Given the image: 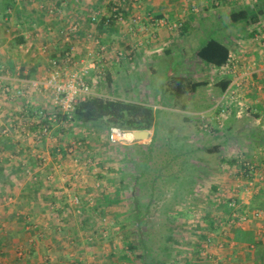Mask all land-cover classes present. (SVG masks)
Instances as JSON below:
<instances>
[{"label": "crops", "instance_id": "1", "mask_svg": "<svg viewBox=\"0 0 264 264\" xmlns=\"http://www.w3.org/2000/svg\"><path fill=\"white\" fill-rule=\"evenodd\" d=\"M12 1L14 4L12 7H5L0 0V89L9 87L15 93L8 97L2 94V89L0 90V99L4 103V106L0 107V122L7 131L6 134H3L2 129L0 130V167L2 166L4 171L0 182L3 194L0 196L3 199L5 197L11 199L3 201L0 198V233H2L0 264H56L54 262L76 264L74 259L84 264H91L90 261H97L101 257V254H98L100 253L99 249L98 252L87 253L83 249L82 252L79 251L82 254L81 257L71 258V254H68L69 246L72 244H70L72 227L68 226L70 230L67 227L69 222L71 223L72 215V206L69 202L71 194L66 192V188L62 189L55 184L56 176L58 177L56 169L61 168L62 165L55 163L42 168L37 159L39 154L46 152L54 160L57 155L55 151L61 150V148L56 145V150L44 146L38 148L37 142L44 144V140L36 142L32 138L22 135L23 131L34 129L32 125L36 112H50L52 104L50 92L28 91V83L45 76L49 70V61L55 56L62 57L70 49H73L77 63L71 65V70L80 71L94 64V67L89 69L86 79L93 92L100 97L132 101L133 99H121L115 96L116 91L113 85L118 86L124 79L128 77L131 79L132 75L142 76L147 72L148 77L149 74H156L161 64L164 66L163 68L169 67V71H167L169 77L180 76L185 81L204 83L205 85L193 93L181 96H178L170 86L167 87L168 80L165 83L166 86L160 89L162 93H168L166 101L169 106L179 107L180 109H176V111L186 116H198L209 112L215 116L217 111L214 109L220 104L223 108L226 106L230 108L228 109L229 114L222 117L221 126L217 124L218 121L213 122L217 127L226 129L227 134L233 140V131L240 135L244 149L239 152L230 149L229 153L220 157V165L224 167L221 169V173L218 169H210L212 175L218 179L209 188H216V191L214 189L213 195L205 194L203 198L215 199L217 196L219 199L216 200H220L218 203L234 200L239 208L237 213L263 209H251V204L256 198L264 196V190L256 191L255 189L253 192L247 191V189L252 185L258 188H261L260 185L264 187V15L260 16L257 25L249 27L242 25L238 27L230 20L232 12L242 11L247 7L254 8L256 4H259L258 0H126L119 9L121 18L112 21L110 25L104 24V18L110 17L113 5L122 0ZM94 17L95 21L92 19ZM159 21H164V24L159 25ZM174 24H181V27L178 30H170ZM75 25L78 26L77 32L71 31ZM202 30H206L210 35L201 39L203 44H199L200 46L193 49L192 46L197 44V39L201 35L204 36L205 32ZM212 37L221 40L230 49L231 62L226 67L229 68L228 70L209 65L197 56L199 49ZM95 40L100 42V47L106 49V53L102 52L99 46L94 45ZM44 48L47 49L45 52ZM108 51L111 52V59L107 54ZM190 51H192L191 54L188 53ZM117 53L122 54L121 58L119 60L115 58L116 61L112 60L117 56ZM233 64L236 65L235 71H231ZM101 80L107 82L103 83L104 87ZM224 81H230V83L222 93L221 87ZM235 84H240V86ZM111 87L112 96L104 94V92L110 93ZM16 91L25 92L27 97L24 99V97L17 96ZM229 91H231L230 95H227ZM40 95L43 97L42 101L39 100ZM26 99L31 102V106L28 108L25 105ZM147 100V103L135 102L153 106L149 103L152 99L147 96ZM158 100L161 101V97ZM213 115L211 116L213 117ZM23 118L25 119L24 123L21 121ZM185 121H189V119L185 117ZM236 123L239 124V132L232 129ZM209 129H211L209 134L212 135L215 131L212 128ZM152 136L153 130L147 145L151 143ZM26 141L29 145L25 144ZM205 151L215 154L222 152L218 146L205 149ZM236 157H238L237 161ZM232 162H238L240 169L236 170ZM201 167L209 170L206 163L201 162ZM250 167L254 169V174L250 177L253 184L249 183L243 175V171ZM27 168L38 173L39 178L36 183L22 180V174ZM231 169L235 170V173L241 174L244 184L230 183L229 187H234L231 191L235 193V187H237L238 193H231L227 196L224 195L225 187L221 186L220 181L221 176H225L224 171ZM49 173L53 176L51 180L48 178ZM256 176L257 178H255ZM68 179L70 180V178ZM221 187L222 189H220ZM241 190L245 192L243 193L245 195L239 198ZM157 193L156 188L152 192L149 190L148 201L159 202V200L153 201L149 196ZM164 193L168 195L169 190H164ZM198 196H202V193L196 192V198ZM122 197L128 200L125 193H122ZM196 198L191 196L184 200L193 201ZM243 198L246 200H242ZM98 200L100 199L97 197L95 203L91 202V206H95ZM83 201L82 199L81 203ZM4 202L17 204L11 208ZM205 203L208 205L207 200ZM80 209L79 207L78 210ZM60 211L61 214H59ZM81 212L83 213V210ZM46 215L49 223L42 220ZM206 215L204 213L201 215L202 220H198L197 233L199 227H202V225L199 226V222L203 224ZM214 215L217 216V214ZM184 216L188 215L184 214ZM198 216V214H194L193 218H198ZM230 216L222 214L218 216L219 221H226ZM260 223L240 229L254 232L256 246L237 245L235 242L232 244L230 237L226 238L227 243L222 244L223 249L219 250L221 252L217 257L220 264H230L228 261L234 260L232 257L238 259L236 254L238 250L241 252L239 258L244 261L241 262L242 264H264V257L257 255L259 250L264 252V236L260 238L256 236V232H261L260 227L264 229V221ZM61 224L70 241L68 239L53 240L54 232L63 233ZM32 225H38L40 228L42 227V230L45 229L48 241L52 238L55 247L52 248L50 243L41 247L38 240L36 245H30L29 236L34 233L28 231L27 227ZM49 226L53 227L51 233H49ZM203 226L205 227V224ZM215 226L219 230V226ZM99 231L97 230V232ZM22 233L24 235H21ZM38 233L41 232L38 231ZM14 234L22 236V240L17 243L23 242L25 243L23 246H26L27 257L21 263L14 255V249L18 247L9 240L10 238L8 239V236ZM215 235L212 233L211 236L215 238L210 237L213 242L217 237H221V234L220 236ZM205 244L209 245L210 243H201L199 239L192 241V245L195 247L193 255L196 258L204 260L200 253ZM243 252H246V255L242 254ZM50 253H53L54 256H49L50 260L47 263L42 262V259ZM248 253L251 254L248 255ZM31 255L34 256L29 260ZM123 255V253L118 255L112 252L109 255V264H120L122 262L120 258ZM102 257L105 258V256ZM53 258H56L54 262ZM94 263L97 264V262ZM122 263L130 264L131 262ZM238 264L240 263L238 262Z\"/></svg>", "mask_w": 264, "mask_h": 264}, {"label": "rangeland", "instance_id": "2", "mask_svg": "<svg viewBox=\"0 0 264 264\" xmlns=\"http://www.w3.org/2000/svg\"><path fill=\"white\" fill-rule=\"evenodd\" d=\"M202 31L205 32L203 34L204 36L201 35V37L197 39L198 42L196 45L192 46L193 49L202 45L203 40L201 39L210 35L206 30ZM104 52L106 53V49ZM191 52L192 51L188 53L191 54ZM107 54L111 59V52L109 53L108 51ZM113 58L114 59L112 60L116 61L115 58L117 59V57L115 56ZM163 67L164 66L161 64V66L158 67L156 74H149L148 77L147 72L142 76L132 75V80L128 77L118 86L115 87V85H113V88L116 91L115 96L121 99H133V101L147 103V96L150 97L152 101L149 103L153 105L151 107L155 111V137L153 145H147L150 140L149 138L146 141L135 142L136 144L134 143L123 146L128 148L133 146L131 148L132 151L130 150L131 153L129 154L131 158H134V161H129L130 163L126 164L125 169H123L124 164L121 163V159H123L122 154H120V151H123V148L121 147L122 145L112 144L115 148L111 149L108 145V135L106 132L93 130L86 132L81 128H73L72 130L76 135L82 134V136L86 138V145L88 146L84 148L85 151L80 154L75 149L74 155L70 154V156H65L61 161L55 156L54 160L52 159L49 161L50 165L57 164V162H60L58 164L62 165L61 168L58 167L56 169L58 177L56 176L57 180L55 184L62 189L66 188L67 193L69 192L73 196H79L80 201L83 199V202L87 203L88 207H92L91 202L93 201V203H95L97 197L101 200L103 194H107V192L110 193L113 189L119 187L123 180L124 184H130L128 190L124 192L128 198L127 203L130 205L129 207H132L131 195L133 191L137 193L141 204H143L142 208L144 213H146L138 214V216L135 217L142 218L140 229H138L137 225H134L136 223L135 219H133L134 214H129V208L126 206H123L122 208H108L104 215L86 214L88 219L94 221L95 225H93L96 231L100 230L94 234L93 229L87 230L80 225L82 218L84 217V214L81 212L83 205L82 207L80 206V210L72 206L71 223L69 222L67 227L71 226L72 229L76 230L77 234L70 235L71 241L69 240L67 232L65 233L63 231L61 234L54 232L52 234L53 240L57 239V241H61L68 239L70 244L72 243L71 246H69L68 252V254H71V258L77 256L81 257L82 254L80 252H82L81 250L83 249L86 250V253L98 252L99 249L100 253L98 254H101V257L94 262H97V264H109V255L112 252L120 255L123 253V250L128 249L130 245L139 246V240L144 239L148 242L151 253L148 260L147 257L145 258L146 264L147 262L148 264H209L206 262V259H198L193 255L195 253V247L192 245V241L199 239L196 227L198 226V220H202L201 215L205 213L204 210L201 209V204H205L207 199L197 197V200H185H187V197L191 198V196L196 198V192H202V196H205V194L213 195V189L209 187L214 184L218 178L212 175L210 169H218L220 170L219 173H221V169H224V167L223 165H220V157L229 153L230 149H235L237 152L242 151L241 149H244L242 148L243 142L240 135L235 134V131L232 133V136H234L233 140L232 137H229L227 134L226 129L217 127V125L210 119L205 121L200 115L186 116L185 114L176 111V109H180L179 107L169 106L168 101H166L167 98H164V93L160 90L161 87L166 86L165 83L169 79L167 72L169 71V67ZM101 83L103 86V83L107 82L106 80H101ZM111 89L112 87L109 89L110 93L104 92V94L112 96ZM159 97H161V101L158 100ZM39 100L42 101L43 97H39ZM228 109L230 108L228 107ZM185 117L188 118L189 121H185ZM207 125H209V127L207 129L204 128ZM209 128H212L215 131L212 135L209 134L211 133V129ZM56 129H58L57 125L54 127L53 131L55 132ZM232 129L238 130L239 132V124H234ZM202 135L203 137H201ZM54 136L57 137V142L50 141L43 144L42 142L36 141L38 145L37 147L43 148L44 146L45 148H51L54 146V143L57 147L61 144L63 147L67 146V144H69V146L76 144L74 147H78L79 137L68 139L65 135H62L59 132H55ZM25 144L29 145L27 141ZM56 146L54 148H56ZM216 146H218L223 153L220 152L215 154L205 151V149H211ZM132 152L140 153L134 154ZM41 154L45 155L46 152ZM76 158L79 161L78 165L73 162ZM237 160L238 157H236V161ZM201 162L206 163L209 166V170L202 169ZM146 165L147 173L142 177L140 176V173L143 170V166L145 168ZM234 168H236V170L240 169V164L237 162V164L234 165ZM235 172L236 171L232 169L225 170V176H221L220 183L222 187H225L223 190L224 194L227 196L231 193H238L237 187H235V193L231 191L234 187H229V185H231L230 183L234 182V185L244 184L242 182L243 178L241 177V174ZM75 175L78 176L76 181L73 180L74 178L72 180L68 179ZM138 177H140L138 185L141 187L134 185L135 179ZM22 180L24 181L23 178ZM97 184H99V187ZM260 186L261 188L252 185L251 188L248 187L247 191L255 192V189L256 191L260 189L264 190V187H262V185ZM222 187L220 189H222ZM154 188H156L158 193L149 196L153 201L159 200V202L148 201L147 193L149 190L152 192ZM62 189L61 191H63ZM164 190H169V194L166 195ZM242 190H245V188H242ZM242 190L239 198H242L243 195H245L243 194L245 192ZM0 191V195L3 194V189L0 188ZM0 198L3 197L0 196ZM242 200L245 201L246 199L243 198ZM258 202L264 203V196L259 197ZM17 203L4 202V204L11 208ZM193 203L197 204L199 208L201 207V210L197 213L199 216L195 219L190 216H184V214L188 215L186 212L191 211V208H193L191 204ZM207 207H210V205H207ZM220 215L222 214H217V216ZM29 220L31 221V218ZM42 220L49 223L47 215ZM203 224L202 222H199V226H203ZM51 226H49V233H51V228H53ZM141 229L142 232H140ZM1 234L2 233H0V238ZM21 235L24 234L22 233ZM225 236L226 235L221 234V237H217L215 242L211 241L209 245L212 244L213 246L209 247H212L211 249L218 248L220 244L225 242ZM21 238L22 236L19 237L15 234L13 236H8V239L14 242L18 248L19 245H22L20 247L26 250V246H23L25 243H17L19 240H22ZM52 238L48 241V235L46 234L45 237L40 238L38 242L41 247H45L47 243H50L52 244L51 247L54 248L55 246L53 245ZM199 242H201L200 239ZM138 249L140 250L132 251L130 253V258L134 259L136 255H143L144 252L141 247H138ZM16 250L17 249H14L15 257H17ZM238 251H236L238 259L232 257L235 261H228V263L238 264L239 262L242 264L241 262H244L239 258L241 257V252ZM242 254L246 255V252H243ZM49 256L52 257L54 255L53 253H50L46 258H50ZM102 256H105V258ZM55 260L56 258H53V262ZM90 260L92 259L90 258ZM19 262L21 263L22 261ZM42 262L47 263L45 259H42ZM94 262L90 261L91 264H96ZM54 263L57 264V262ZM120 264L125 263L121 262ZM130 264L140 263L133 261Z\"/></svg>", "mask_w": 264, "mask_h": 264}, {"label": "trees", "instance_id": "3", "mask_svg": "<svg viewBox=\"0 0 264 264\" xmlns=\"http://www.w3.org/2000/svg\"><path fill=\"white\" fill-rule=\"evenodd\" d=\"M259 4H256L254 8L247 7L246 9L242 11H235L232 12L230 15V20L231 23L234 25H237L240 27L242 25L243 27H249V26H254L257 25L260 16L264 15V0H258ZM3 4L5 7H12L13 1L12 0H2ZM114 6V5H113ZM120 14V10L118 12ZM115 14L112 12V15L110 17L104 18V24L110 25L112 21L116 20L119 17H114ZM93 19V18H92ZM18 45V43H17ZM197 56L200 60L203 62L212 65L217 68H226L228 63L230 61V49L229 47L224 44L221 40H218L214 37L210 38L198 51ZM56 57V56H55ZM53 57L52 59H54ZM58 58V57H56ZM227 69V68H226ZM229 69V68H228ZM230 81H224L222 82V87H221V92L223 93ZM109 84H111V81H109ZM167 86L171 87L174 89V91L177 93L178 96L188 94V93H193L195 90H197L199 87L202 85H205L204 83H193L191 81H185L183 78L180 76H173L169 77L168 82L166 83ZM168 93H164L163 96L164 98H167ZM46 124L47 122H43ZM55 125L58 126V129L55 130V132H59L62 135H65L68 139L70 138H77L79 137V143L80 146L75 148L77 151L82 154L88 145H86L87 140L85 137L81 135H76L73 132V128H81L83 131L89 132V131H98V132H106L107 134L109 133L110 129L112 127L119 128L125 132H133V131H140V130H147L151 131L154 130L155 128V111L151 106H147L146 104H141L137 103L135 101H129V100H117V99H108L104 97H91L87 98L83 101H79L76 106H75V111L72 115V118L70 122H67L65 124L64 118H59ZM55 132L53 131V135H55ZM153 137L150 145L152 146L154 143V137H155V130L153 131ZM136 144V143H135ZM109 147L111 149L115 148L113 147L109 141H108ZM68 147L69 144H67ZM67 146H64L61 144L60 147L61 151L63 154L66 155V152L64 149L68 148ZM123 151H120V154H122L123 159H121V163L124 164L123 169H125V166L127 163L133 162L134 158L130 157L131 153V148L128 147H123ZM64 148V149H63ZM216 150L218 148H215ZM131 150V151H130ZM134 153V152H132ZM135 153H140V152H135ZM134 153V154H135ZM130 161V162H129ZM237 162H232V165H236ZM142 166V165H141ZM247 173L250 170H246ZM3 168L2 166L0 167V181L2 179L3 175ZM147 173V165L140 173V176H144ZM139 179H135V184H139ZM121 185L119 187H116L112 192L108 194H103L101 200H98L93 207H87V203H81V207L83 210L84 217L82 218V222L80 225L84 229H89V230H94V232H97L96 229L94 228V221L88 219L86 217V214H99V215H104L106 214V210L108 208L112 207H123L126 206L129 208V214H134L133 219H135L136 223L133 224L137 225L138 229L141 228L142 221L141 217L140 218H135L138 216V214H146L144 213V210L142 208L143 204H141L140 199L138 198L137 193L132 191V207L130 208L129 204L127 203V199L122 197V193L128 190L129 185L124 184L123 180L120 183ZM141 187L140 185H138ZM215 189V190H214ZM213 190L216 191V188ZM218 192V191H217ZM202 193V192H200ZM217 194V193H216ZM199 198H203L204 196H198ZM216 198H210L208 200V205L210 207H207L206 203L201 204L205 212V227H199L198 231V238L201 240V242H206L207 244L211 243L212 239L215 238L212 237V233H215L216 235L220 236L219 230L216 228L215 225H218L217 221L219 222V217L214 215V214H223L224 216L231 215L232 209L229 206V203L231 200L227 201L226 203L220 202V200H216ZM219 199V198H218ZM197 200V198L195 199ZM259 198H256L253 203L251 204V209L254 208H264V203L258 202ZM193 208H191L190 212L188 213V216L193 217L194 214H197L200 211V208L197 204H191ZM205 205V206H204ZM211 208V209H210ZM147 210V208H146ZM61 214V211L59 212ZM137 214V215H136ZM217 220V221H216ZM64 223V222H62ZM92 223V224H91ZM94 224V225H93ZM203 224V225H204ZM62 228V227H61ZM64 231V227L62 228ZM142 232V229L141 231ZM77 233L74 229H71V234ZM215 235V236H216ZM230 239L235 242L237 245L243 244L246 246H256V240H255V235L252 230H247V231H242L240 229H232L230 231ZM138 247H141L143 250V255H136L134 259L130 258L131 257V252L132 251H138ZM34 253V252H33ZM123 256H121L120 261L122 262H132V261H137L140 264H146L145 258L151 256L150 253V247L148 246V242L144 239L139 240V246H129L128 249L123 250ZM251 253H248L250 255ZM257 255L259 257H264V252L263 250H259L257 252ZM34 255H31L29 257V260L33 257ZM250 258V257H248ZM74 262L76 264H84L76 259H74ZM29 263V261H28ZM148 264V262H147Z\"/></svg>", "mask_w": 264, "mask_h": 264}, {"label": "built area", "instance_id": "4", "mask_svg": "<svg viewBox=\"0 0 264 264\" xmlns=\"http://www.w3.org/2000/svg\"><path fill=\"white\" fill-rule=\"evenodd\" d=\"M126 0L119 1L115 3V5L112 8V12L115 14V17H120V14H118L120 7ZM96 17V16H95ZM93 18V21L96 20V18ZM164 21H159V25H163ZM181 27V24H174L170 27V30H178ZM71 31L77 32L78 31V26L75 25L72 27ZM94 44L96 46L100 47V42L98 40L94 41ZM47 49L44 48L43 51L45 52ZM100 50L104 52V48L100 47ZM122 54H117V59L119 60L121 58ZM75 61V56L73 53V49H70L67 51L62 57L54 58L49 61V70L48 73L40 78L37 81H33L31 83H28V91H34L38 93L42 92H50L51 93V109L50 112H43L39 111L36 112V116L33 118V130H28V131H23V136L30 137L36 141L38 140H44L45 142H57L58 139L53 135V130L54 127L56 126L55 123L59 118H64L65 124L67 122H70L72 115L75 111V106L79 101H83L87 98L91 97H97L89 83L87 82V77H88V72L89 69L94 67V64L88 66L87 68H83L80 71H74L71 70L70 67L71 65H76ZM236 65H231V71H235ZM228 70V69H227ZM227 73V72H225ZM236 86H240V84H235ZM14 90H12L9 87H5L2 89V94L5 96L11 97L15 95L13 93ZM231 91L227 93V95H230ZM17 96L24 97V99L27 97V94L22 91H16ZM25 105L26 107L31 106L30 100H25ZM4 103L0 99V107H3ZM214 110L217 111V114L214 116L212 113H202L200 116L204 118L206 121L207 119H210L211 121H218L217 124H222L224 116H227L229 114L228 107L226 106L223 108V106L220 104V106H217ZM213 115V117L211 116ZM222 118V119H221ZM24 118L22 123H24ZM47 122L44 124L43 122ZM221 126V125H220ZM209 125L205 126L204 128H208ZM2 129L3 134H6L7 131L3 128L1 122H0V130ZM19 130V128H18ZM133 132H125L119 128L112 127L109 131L108 135V141L111 144L115 145H122V146H127L134 144L135 141L133 138ZM52 148L55 147V143L53 144ZM65 148L64 151L66 152V156H70L75 154V148L76 146ZM78 147L80 146V143L77 145ZM56 150V148H55ZM77 150V149H76ZM56 157L58 158L59 161L61 159H64L65 155L61 152V150L57 149L56 151ZM37 159L39 160V166L44 168L46 165H49V161L52 160L51 156H48L47 154H39L37 156ZM74 164L78 165L79 161L76 158L74 161ZM60 163V162H57ZM248 170L249 173H247L246 170L243 171V175L247 179V181H250V177L253 176L254 174V169L250 167ZM23 179L32 181L36 183L38 180L39 176L36 171L30 170V169H25V171L22 174ZM52 174L49 173V180L52 179ZM74 178V179H73ZM78 178L77 175L71 176V180L73 179L76 181ZM257 178V176L255 177ZM99 187V184H97ZM225 195V194H224ZM3 199V198H2ZM235 199V198H234ZM10 198L5 197L3 201H10ZM69 202L71 206H74L76 208H79L81 206V201L78 196H69ZM229 206L232 209L231 216L226 220V221H219L218 226H219V232L220 234L226 235L225 236V242L222 244H226V238L230 237V231L232 229H241L243 227H250L253 225H256L257 223L261 224L260 222L264 221V209H254L251 211H246L243 213H237L238 209V204L234 201L231 200L229 203ZM62 227V226H61ZM28 231L33 232L31 236H29V244L34 246L36 245V241L39 240L40 238H44L46 235L45 229L42 230L38 225H32L27 227ZM60 228V226H59ZM259 228V227H258ZM261 228V232L258 231L256 232L257 237H263L264 236V229L263 227ZM40 231L41 233H38ZM44 232V233H43ZM231 240V239H230ZM232 241V240H231ZM220 244L218 248L211 249L212 247H209L210 245H204L200 256L203 259H206L209 264H220V261L218 260L219 256V251L220 249H223V245ZM233 244V241H232ZM214 250V252H213ZM16 258L19 261H23L27 257V251L24 250L22 247L17 248L16 250ZM46 261L50 260V258H44Z\"/></svg>", "mask_w": 264, "mask_h": 264}, {"label": "water", "instance_id": "5", "mask_svg": "<svg viewBox=\"0 0 264 264\" xmlns=\"http://www.w3.org/2000/svg\"><path fill=\"white\" fill-rule=\"evenodd\" d=\"M133 138L137 142L146 141L150 137V131L147 130H140V131H133Z\"/></svg>", "mask_w": 264, "mask_h": 264}]
</instances>
